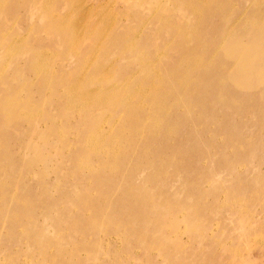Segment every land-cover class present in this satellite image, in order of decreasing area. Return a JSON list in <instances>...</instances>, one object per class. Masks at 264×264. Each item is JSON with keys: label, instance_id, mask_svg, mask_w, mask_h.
Returning a JSON list of instances; mask_svg holds the SVG:
<instances>
[{"label": "rangeland", "instance_id": "374dc122", "mask_svg": "<svg viewBox=\"0 0 264 264\" xmlns=\"http://www.w3.org/2000/svg\"><path fill=\"white\" fill-rule=\"evenodd\" d=\"M0 264H264V0H0Z\"/></svg>", "mask_w": 264, "mask_h": 264}, {"label": "bare ground", "instance_id": "6f19581e", "mask_svg": "<svg viewBox=\"0 0 264 264\" xmlns=\"http://www.w3.org/2000/svg\"><path fill=\"white\" fill-rule=\"evenodd\" d=\"M203 88V87H202ZM205 88V87H204ZM203 88V89H204ZM201 91H202V89H201ZM203 92V91H202ZM200 94V93H199ZM189 98V97H188ZM190 100V99H189ZM189 104H190V101H189ZM211 108V107H210ZM197 113V112H196ZM207 115V114H206ZM230 117V116H229ZM214 118V117H213ZM211 119V118H210ZM220 123V122H219ZM222 124H223V122H222ZM225 130V129H224ZM233 133V132H232ZM236 134V133H235ZM188 136V135H187ZM209 150V149H208ZM177 152V151H176Z\"/></svg>", "mask_w": 264, "mask_h": 264}]
</instances>
